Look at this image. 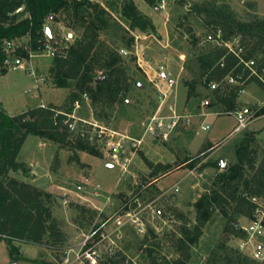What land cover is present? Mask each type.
<instances>
[{"label":"rangeland","instance_id":"obj_1","mask_svg":"<svg viewBox=\"0 0 264 264\" xmlns=\"http://www.w3.org/2000/svg\"><path fill=\"white\" fill-rule=\"evenodd\" d=\"M90 1L106 7L111 21L128 26L121 14L123 0ZM132 1L140 13L150 18L156 33L134 29L130 31L133 44L128 46L115 30L100 32L101 40L119 46L118 54L128 75L126 103L107 107L93 102V94H85L74 105L72 114L141 137L144 123L163 99L162 92L168 91L162 78L165 76L175 83L167 92L164 111L173 106L179 114L188 115V120L181 121L165 140L146 135L126 171L88 142V148L81 150L28 135L17 157L28 171H11L9 175L46 194L51 216L64 240L57 244L50 241V246L18 243L17 261L12 260L5 242L0 240V264H64L65 257L69 258L68 264H81L76 256L85 237L105 219L99 233L105 238L96 244L101 264H149L151 256L171 263L178 261L174 264H233L223 258L216 260L230 251L255 260L254 250L264 247V194L256 196L250 215L237 213L234 203L225 210L210 206L200 238L195 243H185L188 250L178 243L179 228L195 224V202L211 192L225 167L237 162V149L244 140H248L245 151L250 152L255 165L264 164V114L254 116L244 130L227 137L236 124L235 111L248 108L253 114L256 105L264 100V89L255 82L239 83L236 109L225 110L219 105L202 104L205 99L213 101L208 84L195 82L192 87L187 83L192 78L187 67L195 53L210 43L205 26L191 8L194 3L211 1L218 7L227 6L239 20L248 21L253 16L264 18V0H165V7L159 10L154 9L158 0L150 4ZM45 26L53 37L51 54L26 47L27 38L7 48L8 71L0 74V107L10 115L39 104L63 110L66 107L69 88L62 85L60 78L50 75L49 69L53 57L64 55L71 42L82 35L83 26L75 25L72 12L64 10L54 19L47 18ZM192 33L196 34L195 45ZM236 44L237 40L228 46L234 48ZM17 50H25L27 55ZM16 58L21 59L20 65L15 64ZM203 125H209V129L203 130ZM70 137L74 139L75 135ZM191 160L196 162L193 166L189 165ZM246 168V174L253 172ZM85 180V190H77L76 186L85 184ZM93 184H99L97 192L91 189ZM117 210H132L138 221H128L117 229L112 221ZM255 219L263 225L261 233L243 230ZM232 220L246 237L241 231H232Z\"/></svg>","mask_w":264,"mask_h":264},{"label":"trees","instance_id":"obj_2","mask_svg":"<svg viewBox=\"0 0 264 264\" xmlns=\"http://www.w3.org/2000/svg\"><path fill=\"white\" fill-rule=\"evenodd\" d=\"M70 1L0 0V74L8 71L7 48L14 41L27 38L26 47L31 50L44 44L48 39L45 26L47 18L54 19L64 10L72 12L75 25L83 26L82 35L71 42L64 55L53 57L49 69L50 75L60 78L62 85L69 88L64 110L52 105H35L10 115L0 107V240L5 242L13 261L19 259L18 243L50 246V241L51 244H57L64 240L62 231L51 216V209L44 198L46 194L32 184L9 175L11 171H28L26 165L17 160L24 140L28 135H36L61 145L87 149V141L77 136L74 139L70 137L71 133L62 124L64 116L56 114V111L71 113L84 94H93V102L107 107L118 102L126 103L128 75L118 54L119 46L116 42L110 45L101 40L100 32L111 28L116 31L115 34L118 32L120 40L128 46L133 44L134 37L130 31L134 29L156 33L150 18L140 13L132 0H123L121 14L125 17L127 27L111 21L108 9L100 3L90 0ZM144 1L150 4L154 0ZM21 6L24 8L18 10ZM191 10L205 26L210 43L195 53L187 67L192 74L187 83L192 87L195 82L216 83V87L211 90L213 101L209 106L215 104L225 110L236 109L239 83L255 82L264 89V18L253 16L248 21H241L227 6L218 7L211 1L194 3ZM235 40L236 46L230 48L228 44ZM191 42L193 45L197 42L196 34H191ZM17 53L27 55L25 50H17ZM250 61L252 64L247 65ZM253 114H264V100L256 105ZM247 142V139L244 140L238 147L237 162L225 167L217 175L211 192L195 202V224L191 228L186 225L179 228L178 243L185 250L189 248L185 243H195L202 235L210 206L225 210L227 205L234 203L237 213L250 215L256 206L251 198L264 194V164L255 165L250 152L245 151ZM188 159L189 156L186 162ZM195 163L191 160L189 165ZM147 164L152 167L151 162L147 161ZM246 167L253 172L246 174ZM106 222L107 219L97 224L96 237H99ZM230 227L232 231H241L242 237H246L233 220ZM221 258L233 264H260L236 251L227 252L216 261ZM174 263L151 256L149 264Z\"/></svg>","mask_w":264,"mask_h":264},{"label":"built area","instance_id":"obj_3","mask_svg":"<svg viewBox=\"0 0 264 264\" xmlns=\"http://www.w3.org/2000/svg\"><path fill=\"white\" fill-rule=\"evenodd\" d=\"M164 7L165 0H158L154 6V9L159 10L163 9ZM41 49L48 55L52 53L53 46L49 39H47L42 46L38 47V50ZM15 64L20 65L21 59L16 58ZM246 64H252V61ZM162 78L165 80V84L169 91L175 83L174 79L170 77L167 78L165 76H162ZM229 81L232 82V79H229ZM208 85L211 87V89H214L217 84L210 82ZM167 92H162L163 99L144 123V134L141 137L132 136L128 134L127 131H118L114 128H110L95 119L89 120L82 117H77L73 115L72 112L65 113L57 110L56 114H62L64 116L62 124L67 128L69 133L84 139L95 148L101 150L105 157L109 158L123 171H126L132 156L141 150L146 135L152 136L153 139L160 138L165 140L175 130L181 121L186 122L188 120V115L179 114L173 106H169L167 112L164 111L163 103L166 101ZM202 104L207 107L209 106L210 102L208 99H205ZM39 105L41 107H45L44 104ZM234 119L236 124L227 137H232L244 130L253 121L254 115L248 108H241L235 111ZM202 129L208 130L209 125H203ZM87 183L88 181L85 180V184L77 185V190L84 191ZM99 188V184H93L91 186V189L96 192L99 190ZM175 190L177 191L178 188H175ZM251 200L256 204V196L252 197ZM112 221L114 226L117 229H120L128 221L137 222L138 217L132 210H121V212L117 210ZM138 224L141 225L140 223ZM97 230L98 229H92L83 241L80 254H77L76 256V260H78L81 264H101L98 259L99 256L96 251V244L103 240L105 236L101 234L99 237H96ZM243 230L252 233H261L263 230V225L261 221L255 219L251 222L249 227H244ZM253 259L257 261H264V247H258L254 250ZM63 263L68 264L69 258L65 257Z\"/></svg>","mask_w":264,"mask_h":264},{"label":"water","instance_id":"obj_4","mask_svg":"<svg viewBox=\"0 0 264 264\" xmlns=\"http://www.w3.org/2000/svg\"><path fill=\"white\" fill-rule=\"evenodd\" d=\"M24 8V6H21L18 10H22ZM46 35L48 36V38L52 39V35L50 33V30L47 28L46 29ZM107 167H112V164H107Z\"/></svg>","mask_w":264,"mask_h":264},{"label":"crops","instance_id":"obj_5","mask_svg":"<svg viewBox=\"0 0 264 264\" xmlns=\"http://www.w3.org/2000/svg\"><path fill=\"white\" fill-rule=\"evenodd\" d=\"M146 13V12H145Z\"/></svg>","mask_w":264,"mask_h":264}]
</instances>
